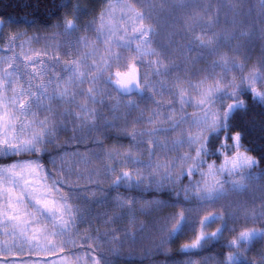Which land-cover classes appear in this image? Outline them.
I'll return each instance as SVG.
<instances>
[{
  "label": "rangeland",
  "instance_id": "rangeland-1",
  "mask_svg": "<svg viewBox=\"0 0 264 264\" xmlns=\"http://www.w3.org/2000/svg\"><path fill=\"white\" fill-rule=\"evenodd\" d=\"M125 5L146 15L144 25L155 30L148 37L150 45L135 39L132 28L139 22L128 18L134 17V13L129 14ZM66 19L30 27H14L6 20L0 70L16 69L12 87L17 91L23 89L40 96L41 88H46L40 107H33L36 116L28 119L51 121L54 135L46 137L39 153L0 156L16 157L7 162L0 160V167L39 159L46 171L51 170L58 179L66 181L60 191L79 213L67 235L50 238L51 243L60 246L55 251L43 250L48 242L42 232L38 241L31 240L32 232H28L31 242L25 243L23 237L13 240L4 235L0 227V264H93L94 259H99L100 264H225L226 256L235 251L229 244L241 231L264 232V170L257 164L241 169L240 174L221 171L222 166L229 167L225 160L235 155L233 141L222 148L225 137L216 149L211 150L207 142L198 161L193 151L198 145L185 142L176 146L173 141L185 140V130L192 135L198 131L191 120L204 115L196 107L203 87L219 80L221 87L230 92L229 85L235 81L240 85V93L249 91L242 79L253 72L258 76L264 74V0H84L82 10L73 20L74 30L65 29ZM3 23L0 18V34ZM197 37L214 43L201 47ZM129 44L130 47L122 46ZM137 44L142 52L154 50L156 55L141 56L135 51ZM106 49L121 58L109 60ZM87 53L94 55L85 62ZM222 58L227 61L225 66L218 64ZM105 61L112 65L107 72L92 68L93 64L102 66ZM74 62L86 74V80H76L69 87L66 82L72 76L69 69ZM132 62L140 70L142 96H125L107 81L113 69L126 70ZM94 77L98 79L91 83ZM201 81L206 84L192 87ZM64 87H69L74 96L64 100L47 98ZM254 87L264 92V81L258 79ZM90 88L94 100L88 95ZM181 90L192 102L183 109ZM24 99L27 102L31 97ZM129 101L137 106L130 107ZM233 102L225 98L223 104L217 102L214 107L222 109L224 104ZM169 116L173 120L185 116L188 121L175 131L158 136L138 135L170 127ZM150 119L154 120L151 124ZM112 135L127 141L110 143ZM157 139L167 147L158 148ZM239 151L250 156L242 147ZM44 154L47 162L43 161ZM129 156L142 163H132ZM149 163L167 167L149 169ZM124 171L139 172L145 177L142 186L116 185V178ZM217 181L224 186V194L219 198L201 199L202 193L195 194L199 188L216 185ZM234 181L244 187L234 188ZM118 200L133 203L121 207ZM28 210L33 211V207ZM179 213H183L187 223L182 232L171 234ZM210 217L216 219L202 228V222ZM33 227L55 230L47 221ZM217 229H222V233L207 241L215 239L228 245L232 251L225 253L224 258L213 254L170 262L164 259L175 249L192 244L201 231L210 236ZM128 232L132 236L126 235ZM203 243L190 249L200 250ZM36 244L41 248H34ZM239 251L245 262L264 264V236L247 244L242 242Z\"/></svg>",
  "mask_w": 264,
  "mask_h": 264
},
{
  "label": "snow or ice",
  "instance_id": "snow-or-ice-1",
  "mask_svg": "<svg viewBox=\"0 0 264 264\" xmlns=\"http://www.w3.org/2000/svg\"><path fill=\"white\" fill-rule=\"evenodd\" d=\"M127 12L129 14L134 13V17L129 15V19H135L138 21V25L132 28V31L136 34L135 39L141 40L144 45H150L151 41L148 39L149 35L154 33V29L151 26L144 25L143 21L147 18L143 12L136 11L131 5H125ZM103 21V16L101 17ZM64 26L66 30H74L76 24L73 20L66 19L64 21ZM104 27L103 22L101 23V28ZM200 41L201 47H209L214 43L213 40L209 39L204 41L202 38L197 37ZM103 43L107 44L108 40H104ZM123 47H130L129 45H122ZM110 55L109 60L118 61L121 57L117 53H112L111 49H106ZM135 51L141 56L143 55H156L155 51L142 52L141 45L137 44ZM94 53H87L85 55V62ZM103 59V58H101ZM220 66H225L227 61L223 58L218 62ZM112 65L105 61L103 65L93 64L92 68H100L103 72H107ZM239 67V66H237ZM9 68H12V64H9ZM16 69H13L15 72ZM69 71L72 72V76L66 82L70 87L76 80L80 83L85 82L86 74L81 72L76 66V62ZM2 75H0V156H14L21 153L31 152L33 154L39 153L41 151V146L45 144L46 137H52L54 135V129L51 127V121L29 120L28 117H35L36 113L33 111V107H40L42 102V97L46 94V88H41V95L38 96L31 91H25L23 89L17 91L12 87L14 81L12 79L13 72H9L6 69L0 70ZM130 74L133 78L129 79L127 83H124L120 79V73H115L116 79L113 81L109 77V82L114 83L116 87L122 92H130L133 87L139 88L138 83V69L135 65L130 67ZM97 77H94L91 83H95ZM264 81V74L260 76L256 75L255 72L251 73L248 77L242 79L241 83H247L248 89L254 98H258L261 102H264V92L258 91L254 85L257 80ZM206 81H201L200 85H192L193 88H200L205 85ZM59 88V85H57ZM69 87H64L61 91L55 92L53 96L47 97L48 99H60L64 100L69 96H74V93L70 92ZM229 87L232 91H226L221 87V81H216L215 85H207L203 87L200 91V97L196 102V107H198L204 115L202 117H194L191 120L192 126L197 128L198 131L195 135H192L190 131L185 130L184 136L185 140L173 141L176 146L182 145L183 143H188L189 145H198L193 151L196 153V160L201 158L202 153L206 151L208 139L219 133L221 130L227 129L230 120L233 118L234 114L244 108V101L240 99V93L238 89L240 85H237L233 81ZM13 93L9 95L8 93ZM93 89H88V95L91 99H95L92 95ZM31 97L27 102L24 97ZM181 109H183L185 104L191 106V99L186 98L184 91L181 90L179 93ZM225 98L232 99L234 102L230 104H224L222 109H216L214 106L217 102L223 104ZM130 107H136L134 102L129 101ZM51 111V109H48ZM89 116L92 113L82 108ZM159 113H154V116H158ZM84 119V117H78ZM171 126L159 127L153 131L146 133H138V135H148V136H158L160 133H168L175 131L181 126L182 123H187L188 117L181 116L180 120H173L171 116L167 118ZM154 120L150 119L149 124L153 123ZM232 140V151L235 155L231 156L230 159L225 160V165L229 167H223L221 171H228L229 174L235 173L240 174V170L244 168H251L259 163L254 157H250L245 153H241L239 149L242 147L241 135L239 132H235L232 136H226L225 142L222 145L227 147V141ZM50 142V141H48ZM158 148H166L167 145L162 143L159 139L155 141ZM155 156V152L151 153ZM129 160L134 164L142 163L140 160H134L131 156L128 157ZM184 159H192L191 157H184ZM149 169H161L166 168V165L151 164L146 165ZM211 167V166H210ZM191 171V169H189ZM168 176L165 174V179ZM247 178H251V173L248 174ZM145 177H143L139 172L133 174L129 171L122 172L115 180L116 185L124 183L129 186L140 187L143 184ZM154 179V177H153ZM51 180V183H49ZM233 187L236 188L244 187L240 185L239 182H232ZM66 181L60 180L56 177L55 173L51 170H45L43 165L36 161L28 162H17L10 164L7 167H0V200H2V207H0V227L3 228V234L8 235L13 240L17 237H23L25 243H30L27 233L32 232L31 240L38 241L41 236L39 233H43V239L48 242V244L43 248L45 251H55L58 244H53L50 241L51 237L65 236L71 230V227L75 226L76 216L79 213V209L73 210L72 207L67 203V197L60 191L61 186H64ZM197 188L199 186L197 185ZM203 194L200 198H207L209 200L219 198V196L224 194L223 183L217 181L216 185L208 186L205 185L203 188H199V191L195 193L196 195ZM58 197V198H57ZM119 206L124 207L130 205L133 201H119ZM29 206L33 207V211H29ZM65 216L68 219H65ZM30 218V219H29ZM178 222L176 226L171 229V234H176L182 232L186 223L187 218L183 213L178 214ZM215 217L206 218L202 222L201 227H206L207 223L215 220ZM47 221L51 224L52 229H37L34 228V224H40ZM222 233V229H217L216 232L211 233L210 236L206 235L203 231L197 236L195 241L190 245H185V250L190 248H197L201 246L202 242H206L209 238H215L218 234ZM128 236H132V233H126ZM257 236H264V232L258 229H251L241 231L236 239H233L229 247L235 249L234 252H230L225 258V264H240L241 253L239 251L242 242L247 244L248 242L255 239ZM7 245V241L4 242ZM34 248H41V245L36 244ZM11 250L10 248L8 249ZM39 264V262H37ZM55 264V262H53ZM93 264H100L99 259H94Z\"/></svg>",
  "mask_w": 264,
  "mask_h": 264
},
{
  "label": "trees",
  "instance_id": "trees-1",
  "mask_svg": "<svg viewBox=\"0 0 264 264\" xmlns=\"http://www.w3.org/2000/svg\"><path fill=\"white\" fill-rule=\"evenodd\" d=\"M83 6L84 0H0V18L4 20L0 34V47L7 28L6 20L14 27L48 26L62 18L74 20ZM240 93L241 99L244 101V108L234 114L227 129L211 136L208 145L211 150L216 149L221 138L239 132L242 149L259 161L258 167L264 170V103L258 98H254L250 91H241ZM111 138L108 139L110 143L113 140L127 141L125 137L121 136L112 135ZM227 142H232V140L229 139ZM46 156L44 154L43 161L45 162L48 161ZM14 159L16 157L0 158L2 162ZM229 251L232 250H229L228 245H223L220 240L213 239L203 243L200 250L178 248L164 256V259L170 262L182 260L187 256L200 258L213 254L224 258L223 255ZM240 264H249V262L240 259Z\"/></svg>",
  "mask_w": 264,
  "mask_h": 264
},
{
  "label": "water",
  "instance_id": "water-1",
  "mask_svg": "<svg viewBox=\"0 0 264 264\" xmlns=\"http://www.w3.org/2000/svg\"><path fill=\"white\" fill-rule=\"evenodd\" d=\"M132 65H135V67L138 69V83H139V88H136V87H133L132 90L130 92H122L120 91L116 85L114 83H111L109 82V77L112 78V80L114 81L116 79V76H115V73L119 72L120 73V79L122 82L124 83H127L129 81V79L133 78L132 75L130 74V67ZM107 81L108 83H110L117 91H119V93L125 95V96H130V95H133V94H138L140 96L143 95V89H142V85H141V74H140V70L139 68L136 66V64L134 62L128 64L127 66V69L126 70H116V69H113L111 72H110V75L108 76L107 78Z\"/></svg>",
  "mask_w": 264,
  "mask_h": 264
}]
</instances>
